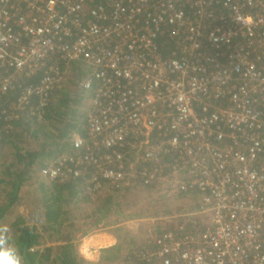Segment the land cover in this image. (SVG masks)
Wrapping results in <instances>:
<instances>
[{"label":"built area","instance_id":"1","mask_svg":"<svg viewBox=\"0 0 264 264\" xmlns=\"http://www.w3.org/2000/svg\"><path fill=\"white\" fill-rule=\"evenodd\" d=\"M72 62L90 72L87 135L40 177L197 191L209 217L148 229L121 264H264V0H0V95L23 86L17 107H43Z\"/></svg>","mask_w":264,"mask_h":264},{"label":"trees","instance_id":"2","mask_svg":"<svg viewBox=\"0 0 264 264\" xmlns=\"http://www.w3.org/2000/svg\"><path fill=\"white\" fill-rule=\"evenodd\" d=\"M158 47L165 54L167 49L161 47V42ZM67 67L65 81L52 91L43 107H40L38 95L31 96L27 105L17 107L23 86H15L0 95V249H11L20 264H90L80 256L79 243L101 227L112 226L114 231L124 232L125 227L120 226L122 222L109 220L118 213L122 202L119 198L129 197L125 191L130 184L131 189L139 186L142 196L152 200H155L154 196L161 198L166 206L172 200L160 193L159 185L144 186L140 180L130 182L120 190L106 187L103 192L92 193L85 182L87 178L65 180L58 177L48 181L40 177L39 171L57 157L76 153L70 149L74 137L87 135V111L93 92L84 89V81L90 72L82 62H72ZM41 77L38 74L23 82L26 86L36 85ZM33 194H37V199L32 208L42 209L43 222L37 226L15 213V208ZM197 196V191H189L171 201L181 198L186 207L184 213L190 211L195 218L181 224V220L173 222L167 219L163 226L154 228L158 235L171 232L185 236L206 230L209 218L196 214ZM94 198V203L99 201L100 205L90 213L82 207L83 214L74 211L78 204ZM158 219L156 225L163 222L162 218ZM78 222L80 224L77 225ZM127 234L136 237L129 230ZM120 250L117 245L103 249L105 262L113 264L119 261ZM127 256L133 258L135 254Z\"/></svg>","mask_w":264,"mask_h":264},{"label":"rangeland","instance_id":"3","mask_svg":"<svg viewBox=\"0 0 264 264\" xmlns=\"http://www.w3.org/2000/svg\"><path fill=\"white\" fill-rule=\"evenodd\" d=\"M131 185L132 184H130L129 187H127V190L125 191L127 196L129 195V197L126 198L124 197L125 196L124 195L122 199L119 198V200L122 201L121 206L119 207V210H117L118 213H116V215L110 219V222L112 221L122 222L121 224H124L122 226L125 227L124 232L113 230L112 236L114 237L113 240L114 242L112 244L107 243L108 245L107 247L106 245L102 248L96 247L99 248V250L98 253L95 255H91L92 252H89V250L85 248L86 247L85 245L88 244L87 239L89 237L95 236L96 233H101V232H96L95 234L93 233L91 236H86L82 238L79 243L78 252L80 256L84 258L86 261L95 262L97 264H112L110 262H105L106 260H104L103 258L104 253L102 252V250L108 248L110 244L113 245L115 243L117 246L121 247L120 250L121 252H120V260L119 261L117 260L113 264H121L125 259L128 258L127 255L132 253L136 254L135 251L139 248H142L148 242V239H146L148 229H152L156 234H159L158 231H156V229L154 228L156 226H163V224L167 219H170L173 222L177 220H181L179 221V224H181L184 221H189L192 220L191 218H195V216L192 215L190 211H186L184 213L186 207L181 198H178L176 202H171L175 200L172 199L171 201H169V206H166L164 204V200H162L161 198L154 196L155 200H152V198L142 196L140 193L141 190L138 189L139 186H134L131 189L132 187ZM158 198L161 200H158ZM36 199H37V194H33L28 198H26L24 200V203H21L19 206L15 208V213H18L19 215L26 217L28 219V223L33 226L40 225L42 221L41 219L42 209L40 207L32 208L33 204H35L34 201ZM94 202H95V198L92 199V201L78 204L77 206L78 208L75 207L74 211L77 214L78 213L83 214L81 210L83 208L85 212L90 213L91 211H93L95 206L100 205L99 201H97L96 203ZM167 209H169L170 211L173 210L174 212L172 213H169L168 211L166 212ZM158 218H162L163 222L156 225V222L160 220ZM78 224H80V222H78L77 225ZM127 230H129L132 234H136L137 238L128 235ZM142 230L145 231V234H142L143 233ZM108 255L109 254H106L105 256Z\"/></svg>","mask_w":264,"mask_h":264},{"label":"crops","instance_id":"4","mask_svg":"<svg viewBox=\"0 0 264 264\" xmlns=\"http://www.w3.org/2000/svg\"><path fill=\"white\" fill-rule=\"evenodd\" d=\"M122 225H124V224H122ZM122 225H120V226H122ZM110 228L104 229V230H98L96 232H101V233L94 232V234L96 233V235L95 236H92V237H89L87 239L88 240V244L85 245L86 246L85 248L88 249L89 252H92L91 255H95V254L98 253L99 248H96V247L102 248L105 245L108 246L107 243H111L112 244L114 242L113 241L114 240V237L112 236V230H113L114 227H110ZM92 234L93 233H90V235H88V236H91ZM113 245L116 246L115 243ZM113 245H111L109 247H112ZM89 263L90 264H97L95 262H89Z\"/></svg>","mask_w":264,"mask_h":264},{"label":"clouds","instance_id":"5","mask_svg":"<svg viewBox=\"0 0 264 264\" xmlns=\"http://www.w3.org/2000/svg\"><path fill=\"white\" fill-rule=\"evenodd\" d=\"M0 264H20V260L11 249H0Z\"/></svg>","mask_w":264,"mask_h":264}]
</instances>
